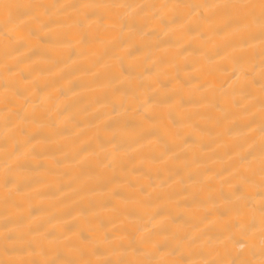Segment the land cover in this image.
I'll use <instances>...</instances> for the list:
<instances>
[{"label":"bare ground","instance_id":"6f19581e","mask_svg":"<svg viewBox=\"0 0 264 264\" xmlns=\"http://www.w3.org/2000/svg\"><path fill=\"white\" fill-rule=\"evenodd\" d=\"M0 264H264V0H0Z\"/></svg>","mask_w":264,"mask_h":264}]
</instances>
